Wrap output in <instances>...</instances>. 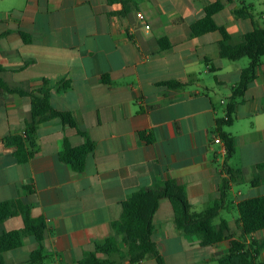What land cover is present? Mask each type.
<instances>
[{
  "label": "crops",
  "instance_id": "0c3cea01",
  "mask_svg": "<svg viewBox=\"0 0 264 264\" xmlns=\"http://www.w3.org/2000/svg\"><path fill=\"white\" fill-rule=\"evenodd\" d=\"M215 2L224 5L215 21L229 32L231 45L264 29V2L257 9L252 0H0L5 80L30 90L48 81L51 105L71 112L81 131L60 119L42 122L29 149L33 157L20 163L6 140L25 136L31 102L0 96V203L21 200L47 225L46 258L30 262L39 243L28 236L22 247L4 253L6 264H80L110 239L119 246L110 259L126 264L132 245H124L113 227L126 200L175 180L186 188L192 211H205L229 178L227 166L244 172V182L231 184V206L220 215L239 237L236 206L264 196V169L257 168L264 163V59L237 100L233 124L224 127L236 141V153L226 161L225 144L215 143L217 121L226 118L232 89L250 61L243 66L222 59L218 32L192 36V25ZM241 8L247 9L244 17L236 13ZM68 81L72 88L59 91ZM169 81L186 86L162 85ZM236 120L246 126L236 129ZM66 141L72 148L94 143L82 172L61 161ZM153 223V240L166 264H219L229 250L228 241L203 246L200 237L180 231L169 199L160 201ZM23 227L22 216L10 218L0 223V236ZM252 239L264 240V230L247 242ZM141 264L158 263L148 258Z\"/></svg>",
  "mask_w": 264,
  "mask_h": 264
},
{
  "label": "trees",
  "instance_id": "16d2710c",
  "mask_svg": "<svg viewBox=\"0 0 264 264\" xmlns=\"http://www.w3.org/2000/svg\"><path fill=\"white\" fill-rule=\"evenodd\" d=\"M108 1L114 3L122 0ZM246 1L242 0V3L244 4ZM223 8L222 2H215L207 6L204 17L193 24L191 30L193 37L218 32L222 37L219 43V52L222 59L239 61L248 58L250 60L249 65L241 71L239 82L232 89L226 118L217 121V131L225 143L226 161H228L236 153V141L231 134L224 131V127L233 124L238 104L237 100L245 96L250 84L257 78V71L264 59V29L255 28L247 33L239 44L231 45L229 43L231 35L215 21V16ZM236 13L244 17L247 14V9L241 8L236 10ZM24 39L26 42L28 41L27 37H24ZM168 48L169 45H166V49ZM4 71L0 65V96L14 94L27 97L31 102V119L27 124L25 136H14L6 140L8 144L16 147L15 154L20 163L27 162L33 157L34 151L29 149L34 147L35 135L42 122L60 119L64 125L81 132L71 112L59 111L51 105V89L46 87L49 84L48 81H44L46 86L43 88L30 90L27 87L9 84L4 78ZM105 81H109L108 78H105ZM162 85L171 89H181L186 86L185 83L179 81L164 82ZM71 88L72 82L68 81L60 86L59 91L66 92ZM94 148L95 145L91 141L79 148H72L66 141L60 159L62 162L72 165L76 171L82 172L85 168L86 158ZM257 168L258 170L264 169V163L258 165ZM226 171L229 178L223 179L219 197L211 208L202 212L192 211L186 188L175 180H168L160 188H149L136 192L126 200L123 203L121 219L113 225L116 233L122 238L124 245H132L126 252L128 260L126 264H141L142 261L148 258H154L158 264H166L153 240V219L162 199L171 201L176 226L184 234L200 237L203 246L215 245L224 241L229 242V250L219 258V264H264L260 261V255L264 251V240L252 239L247 242V237L264 230V196L243 200L236 206L240 228L238 237L236 233L231 231L229 223L220 215L222 210L226 209L227 206H231V203L227 202L231 184L244 182V172L228 166ZM255 180L259 182V176H255ZM16 216H22L24 227L0 236V264H6L4 253L22 247L24 238L28 236L33 237L39 243L38 249L31 254L30 262L42 261L47 257L44 247L47 233L45 220L43 218H33L29 207L21 200L0 203V223ZM217 219H220L219 223H216ZM116 253H119L118 241L110 239L104 245L97 246L94 252L87 254L80 264H124L110 259Z\"/></svg>",
  "mask_w": 264,
  "mask_h": 264
},
{
  "label": "rangeland",
  "instance_id": "374dc122",
  "mask_svg": "<svg viewBox=\"0 0 264 264\" xmlns=\"http://www.w3.org/2000/svg\"><path fill=\"white\" fill-rule=\"evenodd\" d=\"M252 1H256L257 2V9H260L261 7H262V3L264 2V0H252ZM235 39H236V37H235ZM249 59L248 58H243V59H241V60H239V61H237V62H239V64H242L243 66H247L248 65V63H249ZM236 62V63H237ZM221 97H223V96H220V98ZM235 126H236V129L238 128L239 130H242L243 128H244V126H246V125H244V123H242L241 121H235ZM228 127H226V129H227ZM236 160V159H235ZM237 216V214H235V217ZM226 217L229 219V220H231V219H233V215H226ZM234 231H236V232H238V230L236 229L235 230V228H234Z\"/></svg>",
  "mask_w": 264,
  "mask_h": 264
},
{
  "label": "built area",
  "instance_id": "2783aa9c",
  "mask_svg": "<svg viewBox=\"0 0 264 264\" xmlns=\"http://www.w3.org/2000/svg\"><path fill=\"white\" fill-rule=\"evenodd\" d=\"M137 18H138V20H139L141 23L144 24V26H145V28H146L147 30L150 29V26H148L147 24H145V15H144L143 13L138 12V13H137ZM215 143L220 144V143H224V141H223L220 137H216V139H215ZM224 144H225V143H224ZM225 147H226V146H225Z\"/></svg>",
  "mask_w": 264,
  "mask_h": 264
}]
</instances>
